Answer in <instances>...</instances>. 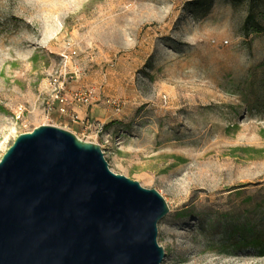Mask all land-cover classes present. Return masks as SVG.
I'll return each instance as SVG.
<instances>
[{
  "label": "rangeland",
  "instance_id": "1",
  "mask_svg": "<svg viewBox=\"0 0 264 264\" xmlns=\"http://www.w3.org/2000/svg\"><path fill=\"white\" fill-rule=\"evenodd\" d=\"M56 78L102 135L48 112ZM43 125L164 197V264H264V0H0V160Z\"/></svg>",
  "mask_w": 264,
  "mask_h": 264
},
{
  "label": "water",
  "instance_id": "2",
  "mask_svg": "<svg viewBox=\"0 0 264 264\" xmlns=\"http://www.w3.org/2000/svg\"><path fill=\"white\" fill-rule=\"evenodd\" d=\"M169 213L99 144L58 127L20 135L0 160V264H164Z\"/></svg>",
  "mask_w": 264,
  "mask_h": 264
},
{
  "label": "built area",
  "instance_id": "3",
  "mask_svg": "<svg viewBox=\"0 0 264 264\" xmlns=\"http://www.w3.org/2000/svg\"><path fill=\"white\" fill-rule=\"evenodd\" d=\"M54 91V102L48 104V112L55 111V103H57L58 112L63 116L70 117L73 123H83L87 129L94 130L97 136L103 134L105 126L100 122H90L88 119H83L78 113L73 112L72 107L91 106L98 99V93L95 89L89 88L76 93H65L64 83L60 82L59 78L53 81ZM108 105L112 106L116 112L121 111V105L115 100H107Z\"/></svg>",
  "mask_w": 264,
  "mask_h": 264
},
{
  "label": "trees",
  "instance_id": "4",
  "mask_svg": "<svg viewBox=\"0 0 264 264\" xmlns=\"http://www.w3.org/2000/svg\"><path fill=\"white\" fill-rule=\"evenodd\" d=\"M256 21H257V16L254 13H251L245 24L246 30L248 32L249 31H252V33L260 32L257 28H255ZM258 249L264 254V243Z\"/></svg>",
  "mask_w": 264,
  "mask_h": 264
},
{
  "label": "crops",
  "instance_id": "5",
  "mask_svg": "<svg viewBox=\"0 0 264 264\" xmlns=\"http://www.w3.org/2000/svg\"><path fill=\"white\" fill-rule=\"evenodd\" d=\"M84 110H85V109H81V108H77V107H76V109H75L74 111H75L76 113H78V114H79V112H80L81 115L79 114V116H80L81 118L84 119V118H85V117H84V116H85V112H84ZM92 117H93V116H92ZM85 119H86V118H85Z\"/></svg>",
  "mask_w": 264,
  "mask_h": 264
}]
</instances>
